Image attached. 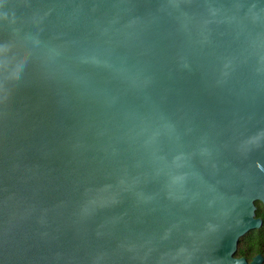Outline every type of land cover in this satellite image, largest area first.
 Masks as SVG:
<instances>
[{"label": "water", "instance_id": "95a60500", "mask_svg": "<svg viewBox=\"0 0 264 264\" xmlns=\"http://www.w3.org/2000/svg\"><path fill=\"white\" fill-rule=\"evenodd\" d=\"M257 201L264 0H0V264H246Z\"/></svg>", "mask_w": 264, "mask_h": 264}, {"label": "flooded vegetation", "instance_id": "af4514ba", "mask_svg": "<svg viewBox=\"0 0 264 264\" xmlns=\"http://www.w3.org/2000/svg\"><path fill=\"white\" fill-rule=\"evenodd\" d=\"M257 202H259V201H257ZM255 207H256L255 219H261V225L259 228L248 231L245 234H243L242 236H240V238L238 239L236 248H235V252L232 255V258L235 260H238L241 258L245 259L246 264H250L252 262V260L256 259L259 255L264 261V215L263 216H257L258 208H257L256 204H255ZM251 232H254V233H251ZM250 242H253V243L258 242L259 243L258 244V245H260V250H259L260 252L259 253H255L254 255L250 254V252H249V247H250L249 243ZM261 249L263 251H261ZM260 264H264V262L263 263L261 262Z\"/></svg>", "mask_w": 264, "mask_h": 264}, {"label": "trees", "instance_id": "16d2710c", "mask_svg": "<svg viewBox=\"0 0 264 264\" xmlns=\"http://www.w3.org/2000/svg\"><path fill=\"white\" fill-rule=\"evenodd\" d=\"M257 205V208H258V212H257V216H263L264 215V206L260 203V202H256L255 203ZM251 233H254V232H251ZM250 247H249V252L251 255H254L255 253H259L260 251V245H258L259 243L256 242V243H253V242H250ZM261 251H263L261 249Z\"/></svg>", "mask_w": 264, "mask_h": 264}]
</instances>
